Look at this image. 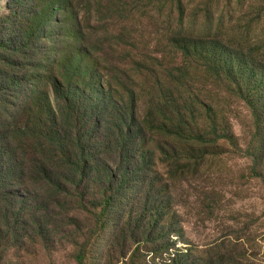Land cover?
Listing matches in <instances>:
<instances>
[{
	"label": "trees",
	"instance_id": "1",
	"mask_svg": "<svg viewBox=\"0 0 264 264\" xmlns=\"http://www.w3.org/2000/svg\"><path fill=\"white\" fill-rule=\"evenodd\" d=\"M245 1L9 0L0 21V204H25L16 190L37 181L66 190L96 175L126 190L150 171L144 137L162 142L169 170L197 171L209 150L235 143L234 103L250 113L248 156L260 170L264 32L246 21ZM142 18L157 29L155 48L140 40Z\"/></svg>",
	"mask_w": 264,
	"mask_h": 264
},
{
	"label": "rangeland",
	"instance_id": "2",
	"mask_svg": "<svg viewBox=\"0 0 264 264\" xmlns=\"http://www.w3.org/2000/svg\"><path fill=\"white\" fill-rule=\"evenodd\" d=\"M8 2L0 0V21ZM249 3L246 21L264 32V0H246L245 11ZM142 20L140 40L155 48L157 29ZM232 111L235 143L209 150L197 171L169 170L162 142L144 137L150 171L119 193L96 175L86 184L65 182L66 190L21 186L16 194L25 204H0V264H264V154L255 171L250 113L237 103ZM105 153L117 169L119 159Z\"/></svg>",
	"mask_w": 264,
	"mask_h": 264
}]
</instances>
